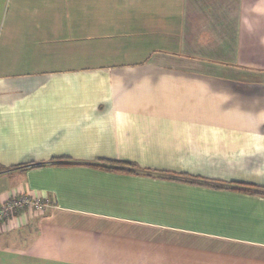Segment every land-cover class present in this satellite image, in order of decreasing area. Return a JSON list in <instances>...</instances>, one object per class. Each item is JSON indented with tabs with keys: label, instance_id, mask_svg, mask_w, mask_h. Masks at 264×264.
Listing matches in <instances>:
<instances>
[{
	"label": "crops",
	"instance_id": "0c3cea01",
	"mask_svg": "<svg viewBox=\"0 0 264 264\" xmlns=\"http://www.w3.org/2000/svg\"><path fill=\"white\" fill-rule=\"evenodd\" d=\"M22 194L0 264H264V0H0Z\"/></svg>",
	"mask_w": 264,
	"mask_h": 264
},
{
	"label": "built area",
	"instance_id": "2783aa9c",
	"mask_svg": "<svg viewBox=\"0 0 264 264\" xmlns=\"http://www.w3.org/2000/svg\"><path fill=\"white\" fill-rule=\"evenodd\" d=\"M48 200L39 197H32L27 194L13 196L0 202V230L6 232L11 228V219L20 211H30L32 213L43 210L50 206Z\"/></svg>",
	"mask_w": 264,
	"mask_h": 264
},
{
	"label": "trees",
	"instance_id": "16d2710c",
	"mask_svg": "<svg viewBox=\"0 0 264 264\" xmlns=\"http://www.w3.org/2000/svg\"><path fill=\"white\" fill-rule=\"evenodd\" d=\"M108 164L106 166L118 170H130V171H137L136 167L133 163L125 162V161H117V160H108Z\"/></svg>",
	"mask_w": 264,
	"mask_h": 264
}]
</instances>
